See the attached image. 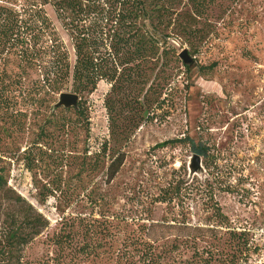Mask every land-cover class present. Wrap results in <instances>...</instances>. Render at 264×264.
<instances>
[{"label":"trees","instance_id":"1","mask_svg":"<svg viewBox=\"0 0 264 264\" xmlns=\"http://www.w3.org/2000/svg\"><path fill=\"white\" fill-rule=\"evenodd\" d=\"M161 1L0 0V264H34L27 248L50 225L10 185L15 165L32 174L41 204L62 199L65 175L74 168L86 177L103 170L110 185L125 163L124 147L160 115L177 76L172 68L182 62L176 42L198 34L194 22L172 16L175 8ZM48 6L72 41L74 63ZM101 82L109 85V137L92 151L91 95ZM63 92L78 94L79 107H56ZM177 141L208 155V147L188 135L160 147ZM176 182L167 194L179 189ZM93 193L94 187L90 204L104 207V196L92 199ZM167 197L157 201H173ZM216 216L218 226L206 227L185 221L187 216L177 225L167 218L138 222L102 211L63 215L50 238L53 254L38 264H249L258 246L247 231L228 226L219 210ZM224 228L227 249L214 242Z\"/></svg>","mask_w":264,"mask_h":264},{"label":"rangeland","instance_id":"2","mask_svg":"<svg viewBox=\"0 0 264 264\" xmlns=\"http://www.w3.org/2000/svg\"><path fill=\"white\" fill-rule=\"evenodd\" d=\"M161 2L175 8L172 16L194 22L198 34L176 44L180 52L188 49L195 62L190 70L181 58L178 67L173 66L177 76L164 108L124 147L126 160L115 180L105 185L103 170L86 177L74 168L65 175L62 199L51 197L41 204L32 174L22 164L13 167L10 185L50 222L27 248V258L34 264L53 254L50 238L63 215L99 216L102 211L138 222L167 218L177 225L187 216L185 221L191 224L214 227L218 210L228 226L247 231L258 246L249 264H264V0ZM47 11L74 63L67 31L53 8L48 6ZM108 90L109 85L101 82L91 95L92 151L109 137L104 106ZM187 135L209 149L198 171L191 169L195 152L190 144L177 141L160 147ZM79 146L85 148L83 142ZM173 179L180 187L170 195L166 187ZM93 187L92 199L105 198L102 208L89 202ZM167 196H174L173 201H157ZM226 231L222 230V239L214 240L223 249L229 245Z\"/></svg>","mask_w":264,"mask_h":264},{"label":"water","instance_id":"3","mask_svg":"<svg viewBox=\"0 0 264 264\" xmlns=\"http://www.w3.org/2000/svg\"><path fill=\"white\" fill-rule=\"evenodd\" d=\"M180 58L186 65H193L195 60L190 55L188 49H184L179 54ZM79 100L80 96L76 93L72 92H63L60 94L59 100L56 103V107H66V108H78L79 107ZM202 157L199 154H194L192 162H191V169L193 171H198L202 168Z\"/></svg>","mask_w":264,"mask_h":264}]
</instances>
